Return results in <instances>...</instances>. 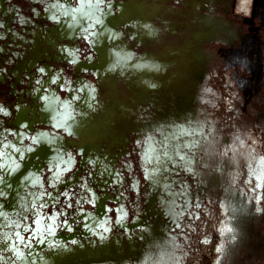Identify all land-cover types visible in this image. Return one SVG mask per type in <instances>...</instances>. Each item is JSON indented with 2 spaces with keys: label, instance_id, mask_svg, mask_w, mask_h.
I'll list each match as a JSON object with an SVG mask.
<instances>
[{
  "label": "clouds",
  "instance_id": "9594fccd",
  "mask_svg": "<svg viewBox=\"0 0 264 264\" xmlns=\"http://www.w3.org/2000/svg\"><path fill=\"white\" fill-rule=\"evenodd\" d=\"M124 2L0 5V41L11 35L30 44L37 28L46 34L49 27L62 38L57 62L36 63L20 81L31 85L35 123L28 100L0 97V264H57L76 248L110 242L129 248L121 264H235L248 239L246 222L264 217V124L250 122L237 106L242 99L227 65L222 77L213 69L194 83L192 105L179 115L161 117L151 104L127 107L137 127L118 161L104 148L85 155L75 146L77 129L105 106L102 79L154 92L161 82L143 74L168 71L138 39L159 41L168 21L133 19L115 27L110 18ZM16 47L6 65L23 57ZM98 49L102 69L89 67L99 64ZM22 108L29 118L17 123ZM42 146L48 155L40 166L32 154Z\"/></svg>",
  "mask_w": 264,
  "mask_h": 264
},
{
  "label": "rangeland",
  "instance_id": "374dc122",
  "mask_svg": "<svg viewBox=\"0 0 264 264\" xmlns=\"http://www.w3.org/2000/svg\"><path fill=\"white\" fill-rule=\"evenodd\" d=\"M132 1L134 0H125L121 5L122 11ZM4 2L5 0H0V5H3ZM241 4L242 0H213L208 8L203 10L208 15L209 23L214 27V31L194 47V50H200L201 54L194 60V65L190 68L192 77L189 79L182 78L179 81L182 93L177 90V84L173 81H169L166 87L161 86L159 88L162 95L159 98L158 89L154 92H143L141 88L134 84L121 85L114 78L102 79V90H106L103 97L105 106L90 119L84 121L85 124L81 129H77L80 143L75 146L85 148V155H87L89 149H95L99 152L101 148H104L109 155V159L118 161V150L126 149L129 132L132 128L137 127L132 124L131 120L127 119V107L135 108L138 105L147 106L151 104L154 106L153 110L157 111L161 117L176 115L177 108L181 107L182 103L180 101L184 98L185 88L193 89L194 83L200 80L195 75L199 73L203 77L205 73L217 69L222 77L223 71L221 68L223 65L233 69V78L237 80V88L242 99V103L238 102L237 106L241 107L250 122L264 124V0H250L247 10L242 9ZM157 5L158 0H143V7L151 8ZM168 5L180 7L181 1L169 0ZM201 11L200 9L199 12ZM121 12L112 17L115 21V25L113 24L115 27L126 23L120 20ZM157 17L158 12L151 17V20L156 21ZM5 22L6 28L12 27L10 17H6ZM38 23L42 24L43 22ZM179 28L184 29L182 24H179ZM230 32L233 33V36L230 35ZM167 34L174 35L168 30L162 36L167 38ZM31 39L33 42L26 44L15 40L14 37L9 35L6 41H0L5 49L3 53H0V67L8 68L7 73H0V97L5 98L8 103L28 100L29 106L33 110L31 122L35 123L37 118L34 111L35 101L27 95L31 85L29 84L26 87L20 81L25 78V75L31 77L36 63L47 65L57 62L56 44L62 38L55 27H49L46 34L40 28H37ZM172 39L175 43L178 36ZM9 44H13V48L9 49ZM16 45L22 46L24 55L22 58H15L12 65H6L5 61L11 57V53L21 50ZM159 46H161V43H158V41L143 42V48L148 53L158 54ZM98 52L99 64H93L89 67L103 68L104 50L98 49ZM241 67H243V72L240 71ZM222 82V79H217L216 86L220 87ZM22 87L25 88V91L16 95L17 90ZM122 106H125L124 111ZM109 111L116 115V121L113 127L103 129L100 127V121H103L104 115ZM28 112V108H22L15 122L18 123L22 119H28ZM117 135H119V138L114 142ZM47 155L48 149L42 146L36 153L32 154V158L38 156L40 159L37 164L42 166ZM146 207L153 208V204L150 202ZM149 214L155 215V212ZM246 230L248 239L241 249L243 255L235 261V264H264V217L248 220ZM77 250H85L86 256L80 262L73 264H121L124 258L131 255L126 245L118 247L111 242L96 247L86 244L84 249L76 248L74 251ZM64 259L71 260L70 257ZM62 262L60 260L57 264H62Z\"/></svg>",
  "mask_w": 264,
  "mask_h": 264
},
{
  "label": "bare ground",
  "instance_id": "6f19581e",
  "mask_svg": "<svg viewBox=\"0 0 264 264\" xmlns=\"http://www.w3.org/2000/svg\"><path fill=\"white\" fill-rule=\"evenodd\" d=\"M212 1L213 0H183V3L189 6L190 10L177 11L176 15L179 17L180 23L183 25L184 29H180L179 25L175 24L172 21V19H169L170 32L180 35L179 37H182V39L178 42H175L176 45H172L174 42H164L159 40L158 43H161V46L158 47V52L159 50L161 51L158 54H154V52L149 53V57L159 60L164 64L168 65V71L161 74H153V73L145 72L143 74L145 77H154L156 80L160 81L161 86L164 87L167 86L169 81H173L175 84H177V90L180 93H182L181 86L179 85V81L182 78L189 79L191 77L190 68L191 66L194 65V60L198 58V56L201 54V51L200 50L195 51L194 47L199 45L203 38L209 37L210 35L209 33L214 31V27L209 23L208 15L203 13H197L194 10H192V8H200V9L208 8L209 4ZM249 3L250 0H242L241 8L247 10L249 8ZM145 10H147L146 13H144ZM160 10L161 7L159 6H152L151 8L145 7L144 9H140V7H137L135 13L138 15V18H134V17L132 18L130 15L123 13V11H122V16H124L129 20H133V19L145 20L146 17L150 15L155 16L156 13L159 12ZM166 10L167 9H165L163 12L164 13L167 12ZM169 16L170 14L167 13L166 14L167 19ZM230 35L233 36V33L230 32ZM138 39H142L143 42L149 41L147 39H144L143 37H138ZM197 77L199 79L202 78L201 74H199ZM129 84H133V83H129ZM192 91L193 89L191 88H185L183 94L184 98L183 99L181 98L182 100L180 102L182 104L181 107L179 106L180 107L179 109L177 108L176 115L183 113L184 111L188 110L191 107ZM122 109L124 111L125 106H123ZM105 118L106 119L104 121L100 122L101 128L104 129L107 127H113L116 121L115 120L116 115H114V113L112 112V116L107 114ZM68 257H70L71 260L72 259L77 260L76 256L73 254H68Z\"/></svg>",
  "mask_w": 264,
  "mask_h": 264
},
{
  "label": "flooded vegetation",
  "instance_id": "af4514ba",
  "mask_svg": "<svg viewBox=\"0 0 264 264\" xmlns=\"http://www.w3.org/2000/svg\"><path fill=\"white\" fill-rule=\"evenodd\" d=\"M180 1H181V6H180V7H172V6H169V5H168L169 0H158V5H157V6L161 7V10L158 12V17L160 18V20L158 21V23H160V22L163 21V20H167V21H168L167 28H168L169 32H170V28H169V19H172V21H173L175 24L179 25V24H181V23H180L179 17L176 15V12H177V11H183V10H184V11H186V10H190V9H189L190 7L187 6V5H185V4L183 3V0H180ZM137 7H140V9H144V8H145V7H143V0H140V1H136V0H134V1H132V3H131L126 9L123 10V13H126L127 15H130L132 18H133V17H134V18H138V15L135 13V10H136ZM165 9H167V10H166L167 12L164 13L163 11H164ZM205 9H207V8L201 9L202 11L199 12L200 8H192V10H194L195 12H197V13H203V14H205L204 11H203V10H205ZM146 12H147V10L144 11V13H146ZM167 13L170 14V16L168 17V19H167V17H166V14H167ZM151 17H152V15L146 17L145 20H151ZM176 17H177V18H176ZM120 20H122V21H124V22H128L127 20H129V19H127V18H125L124 16H122V12H121ZM109 23H111L112 25H113V24L115 25V21L113 20V18H110ZM170 33H171V32H170ZM183 33H184V32H183ZM173 34H174V33H173ZM177 36H178V39H177L176 42H178V41H180V40L182 39V37H179L180 35H177L176 33H175L174 35H172V36H171V34H167V38L162 36L159 40L164 41V42H173V39H172V38H175V37H177ZM172 45H176V43H173ZM160 51H161V50H159V52H160ZM159 52H158V53H159ZM148 55H149V53H148ZM198 75H199V73H197V74L195 75V77H197ZM191 77H192V76H191ZM129 83H131V82H129ZM141 89H142V88H141ZM158 90H159V89H158ZM142 91H143V92H145V91L147 92L148 90H144V89H142ZM159 91H160V90H159ZM158 93L160 94L159 98H161V97H162L161 92H158ZM159 100H160V99H159ZM107 114H109L110 116H112V112L106 113V114L104 115V119H103V121L106 119L105 117H106ZM163 117H164V116H163ZM100 122H102V121H100ZM84 124H85V123L83 122V125H84ZM100 127H101V124H100ZM81 128H82V127H81ZM81 128H79V129H81ZM118 138H119V135L116 136V138L114 139V142H116V141L118 140ZM69 254H73V255H75L76 258H77V260H74V259H72V260H66V259H64V258L68 257V255H66V256L63 257V259H59L58 261L62 260V261H63L62 264H73V263H78V262L81 261L82 258H84V256H86V251H85V250H83V251L77 250V251H74V252L69 253ZM58 261H57V262H58Z\"/></svg>",
  "mask_w": 264,
  "mask_h": 264
}]
</instances>
